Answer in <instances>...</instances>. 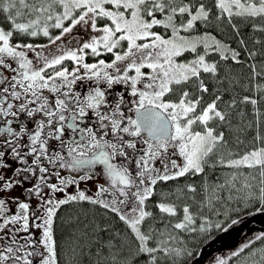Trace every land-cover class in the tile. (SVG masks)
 Returning <instances> with one entry per match:
<instances>
[{"label":"snow or ice","instance_id":"snow-or-ice-1","mask_svg":"<svg viewBox=\"0 0 264 264\" xmlns=\"http://www.w3.org/2000/svg\"><path fill=\"white\" fill-rule=\"evenodd\" d=\"M0 17V264H198L264 215V0ZM211 264H264V232Z\"/></svg>","mask_w":264,"mask_h":264},{"label":"rangeland","instance_id":"rangeland-1","mask_svg":"<svg viewBox=\"0 0 264 264\" xmlns=\"http://www.w3.org/2000/svg\"><path fill=\"white\" fill-rule=\"evenodd\" d=\"M75 45L76 41L73 40L69 46L74 47ZM89 185H91V191H94V183H90ZM240 220L241 223L235 225L233 229H231L228 233H224V235L213 244L210 250L212 252L209 251L211 254L208 252V255H205L204 260L200 264H211L212 258L214 256L227 255L230 251L237 247L236 245L239 246V244H242L249 238L253 237L255 234L264 231V228L262 227H253L242 238H240L244 230L251 223L256 222L258 224L264 225V215H246Z\"/></svg>","mask_w":264,"mask_h":264},{"label":"trees","instance_id":"trees-1","mask_svg":"<svg viewBox=\"0 0 264 264\" xmlns=\"http://www.w3.org/2000/svg\"><path fill=\"white\" fill-rule=\"evenodd\" d=\"M0 19H2V17H0ZM105 59H108V57H104ZM88 62H92V58L91 57H89L88 58ZM239 74V73H238ZM87 207V206H86ZM63 211V210H62ZM246 215H248V214H241V216H240V219L242 218V217H244V216H246ZM61 232L63 231L62 229L60 230ZM262 232H264V231H262ZM224 235V233H220V232H216L215 234H214V238L211 240V241H206L205 242V244H206V246H201L202 247V254H200V255H198L197 256V261L202 257V255H208V252L211 250V248H212V246H213V244L217 241V240H219L222 236ZM240 245V244H239ZM236 246H238V245H236ZM229 250V249H228ZM210 252H212V251H210ZM209 252V253H210ZM211 254V253H210Z\"/></svg>","mask_w":264,"mask_h":264},{"label":"water","instance_id":"water-1","mask_svg":"<svg viewBox=\"0 0 264 264\" xmlns=\"http://www.w3.org/2000/svg\"><path fill=\"white\" fill-rule=\"evenodd\" d=\"M253 227H262V228H264V225H262V224H258V223H256V222H253V223H251L245 230H244V232L242 233V235H241V237L240 238H242L251 228H253ZM204 258H205V255H202V257L198 260V264H200V263H202V261L204 260Z\"/></svg>","mask_w":264,"mask_h":264},{"label":"flooded vegetation","instance_id":"flooded-vegetation-1","mask_svg":"<svg viewBox=\"0 0 264 264\" xmlns=\"http://www.w3.org/2000/svg\"><path fill=\"white\" fill-rule=\"evenodd\" d=\"M85 87H87V85H85ZM121 89H122V86H119V85L115 86V90H121ZM90 183H94V182H88L87 184H81V187L91 190V185H89Z\"/></svg>","mask_w":264,"mask_h":264}]
</instances>
